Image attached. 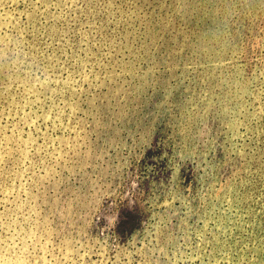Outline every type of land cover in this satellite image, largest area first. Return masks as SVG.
I'll return each instance as SVG.
<instances>
[{
  "label": "rangeland",
  "instance_id": "obj_1",
  "mask_svg": "<svg viewBox=\"0 0 264 264\" xmlns=\"http://www.w3.org/2000/svg\"><path fill=\"white\" fill-rule=\"evenodd\" d=\"M0 264H264V0H0Z\"/></svg>",
  "mask_w": 264,
  "mask_h": 264
}]
</instances>
